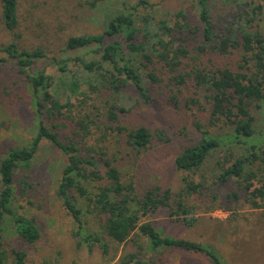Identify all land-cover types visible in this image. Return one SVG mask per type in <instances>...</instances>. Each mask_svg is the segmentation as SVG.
<instances>
[{
	"label": "trees",
	"instance_id": "trees-1",
	"mask_svg": "<svg viewBox=\"0 0 264 264\" xmlns=\"http://www.w3.org/2000/svg\"><path fill=\"white\" fill-rule=\"evenodd\" d=\"M82 1L91 10H97L106 0ZM224 3L235 9L229 25L221 31L212 19L210 0H196V24L183 10L174 19L156 18V5L138 0L134 4L123 3L122 11H103L100 32L47 38L48 45L61 44L53 54L43 44L25 47L14 41L1 47L0 63L12 64L24 77L36 125L27 144L8 149L0 158V264H25L27 248L40 240L34 219L15 213L13 200L16 172L32 168L44 141L65 156L56 196L76 224L75 237L90 248L99 244L107 252V245L85 228L82 208L72 192L86 201L88 213L98 220L105 237L117 247L131 244L137 249L123 255L119 264H147L140 256L148 249L204 255L210 264H224L209 246L164 236L147 220L156 211L167 209L176 222L192 226L197 220V207L192 200L205 197L208 180L217 186L232 181L238 193L229 198L246 196L253 208H260L258 202L264 203V150L258 146L264 140L259 126L264 119V0ZM31 4L33 10L39 9L35 0ZM45 8L43 2L41 19L34 11H28L31 22L45 24L53 17V11ZM21 15L18 0H0V21L16 39L24 35L20 31ZM192 40L198 43L191 50ZM84 51H91L96 58L68 56ZM56 52L59 54L55 55ZM42 60L51 62L55 75L33 70ZM71 66L78 69L73 72ZM158 66L171 76L167 80L170 92L176 89L169 102L176 106L182 99L184 108L202 115L207 127L221 130L212 136L194 119L198 135L182 145L174 159L175 170L184 174L176 193L160 186H138L134 180H127L113 161L83 158L74 144H63L44 122V116H62L67 112L73 106L71 100L83 96L82 86L86 85L97 97L104 93L105 100L99 103L102 111L97 109L98 118L92 120V112L79 117V130L88 136L89 124L104 129L108 138L118 140V147L126 150V157L138 158L152 145L154 133L144 126H130L127 116L137 107L149 108L156 103L152 88L164 82L158 76ZM128 88L134 89L136 102L132 107L118 105L115 101ZM184 90L189 96L181 95ZM87 150L95 155V149ZM220 152H224L222 157ZM213 155L218 156V170L211 172L207 168ZM100 160L104 161L101 169L97 165ZM199 173L201 180L196 182L192 177ZM90 183L95 184L94 192L88 190ZM6 220L22 248L7 245L3 233Z\"/></svg>",
	"mask_w": 264,
	"mask_h": 264
},
{
	"label": "rangeland",
	"instance_id": "rangeland-1",
	"mask_svg": "<svg viewBox=\"0 0 264 264\" xmlns=\"http://www.w3.org/2000/svg\"><path fill=\"white\" fill-rule=\"evenodd\" d=\"M137 1L106 0L97 10H91L82 0H35L39 4V9L33 10L31 0H18L22 14L20 31L24 32L22 33L24 35L22 39H16L13 34L6 32L0 21V50L2 46L16 41L25 47L43 44L47 51H53L51 52L53 54L58 48L60 49L61 44L59 42V46L48 45L47 38L100 32L99 21L102 19L103 11L107 13L122 11L123 3L134 4ZM43 2H46L45 9L53 11L51 15L53 17H49L45 24L38 20L31 22L28 11H34L41 19ZM149 2L156 5L154 8L156 18L174 19V15L179 10H183L189 14L193 24H196L194 9L196 0H149ZM210 7L216 28L221 31L229 25L231 13L235 8L230 4L225 5L224 0H210ZM23 27L29 29L24 31ZM177 37L183 39L180 35ZM197 43V40L190 41L189 48L192 50ZM91 51L68 53V56L96 58ZM2 57L3 55L0 54V58ZM71 68L73 72L78 69L77 66ZM157 68L158 76L164 82L152 88L156 103L149 108L137 107L131 114L126 115L130 126H144L154 133L152 145L138 158H135V155L126 157V150L118 147V140L108 138L104 129H97L89 124L88 136L84 135L81 129L79 130L77 124L79 117L92 112L91 119L98 118L97 109L102 111L100 108L102 104L99 103L105 100L104 93L97 97L96 93L88 91L86 85L82 86L83 96L78 100L72 99L73 106L68 108L67 112L62 116L49 118L44 116V122L49 128H53V132L57 133L63 144H74L83 158L92 157L98 160L100 157L104 161H113L124 173L125 178L134 180L138 186H160L164 189L170 188L176 193L181 187L180 180L184 174L175 170L174 159L182 145L198 135L194 119L204 126L203 130L208 129L212 136L221 130L207 127L202 115L197 114L194 109L189 111L184 108L182 99L176 106L170 103L169 97L176 92V89L170 92L171 86L167 81L171 77L170 74L165 70L162 71L160 66ZM33 70L45 71L49 75H55L56 71L47 60L36 63ZM141 74L145 75V72L142 71ZM28 92L24 77L17 72V69L10 63H0V158L8 149L27 144L34 135L35 112ZM181 95L189 96L186 90ZM136 96L134 89L128 88L115 102L118 105L132 107L136 102ZM60 100L63 103V98ZM259 126L260 135L264 138V119ZM258 146L262 148L261 151L264 150V140H260ZM88 148L95 149L96 156L93 152H91L93 155L89 153ZM220 154L222 157L224 152ZM217 157L213 155L210 159L207 169L211 172L214 169L218 170L215 162ZM102 160L97 164L100 169L104 164ZM64 162L63 153L53 148L48 141H44L32 168L28 171L16 172L13 210L18 215L34 219L41 233L40 240L34 246L27 248L25 264H119L123 255L129 252L135 253L137 249L131 244L117 247L105 237L100 232L98 220L88 213L86 201L72 192L76 195L77 204L82 208L85 228L107 245V252L104 253L99 244L90 248L87 243L75 237L76 224L56 196V187ZM192 178L196 182L200 181V173ZM210 182L209 180L206 182L209 191L205 193V197L196 196L192 200L197 207L194 214L197 220L192 226L176 222L169 216L167 209L156 211L147 220L164 236L209 246L215 250L224 264H264V203L258 202L260 208H253L246 201V196L229 198V195L237 192L232 181L223 186L211 185ZM87 187L90 192H94V183H90ZM212 197L215 199L212 200ZM5 223H7L6 232L3 233L7 245L16 249L22 248L18 238L13 236L10 221L6 220ZM140 257L147 264H210L204 255L177 250L153 252L148 249Z\"/></svg>",
	"mask_w": 264,
	"mask_h": 264
}]
</instances>
